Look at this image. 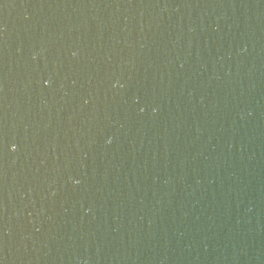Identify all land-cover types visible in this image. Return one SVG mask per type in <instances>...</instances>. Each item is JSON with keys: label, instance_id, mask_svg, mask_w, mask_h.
I'll return each mask as SVG.
<instances>
[{"label": "water", "instance_id": "water-1", "mask_svg": "<svg viewBox=\"0 0 264 264\" xmlns=\"http://www.w3.org/2000/svg\"><path fill=\"white\" fill-rule=\"evenodd\" d=\"M0 264H264V0H0Z\"/></svg>", "mask_w": 264, "mask_h": 264}]
</instances>
